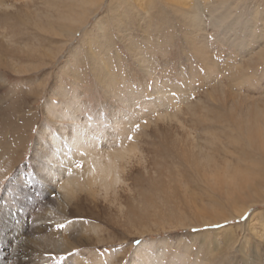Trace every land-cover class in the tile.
<instances>
[{
    "label": "rangeland",
    "instance_id": "rangeland-1",
    "mask_svg": "<svg viewBox=\"0 0 264 264\" xmlns=\"http://www.w3.org/2000/svg\"><path fill=\"white\" fill-rule=\"evenodd\" d=\"M155 1L144 25L129 19L137 49H128L110 30L102 39L91 34L85 45L95 18L109 17L99 10L81 24L89 14L81 0H0V264H264V203L238 216L243 196L235 205L226 199L232 189L264 179L263 151L236 130L254 102L264 107L259 44L240 53L222 43L207 6L204 30L193 35L165 2ZM245 1L241 9L251 16L254 0ZM163 111L177 119L159 117ZM78 128L79 147L69 137ZM41 129L51 135L43 137ZM39 141L49 158L35 152ZM131 143L135 156L114 155ZM95 144L105 162L116 160L114 190L84 174H75L73 187L65 178L81 162L82 145ZM211 167L228 169L234 182L219 189L213 176L208 183ZM64 197L78 200L86 216H72L76 208H69L61 219L54 208ZM49 200L55 204L45 205ZM226 214L232 216L221 220ZM77 219L86 223L84 236L77 228L65 231ZM62 229L82 243L42 254L27 242Z\"/></svg>",
    "mask_w": 264,
    "mask_h": 264
},
{
    "label": "bare ground",
    "instance_id": "bare-ground-1",
    "mask_svg": "<svg viewBox=\"0 0 264 264\" xmlns=\"http://www.w3.org/2000/svg\"><path fill=\"white\" fill-rule=\"evenodd\" d=\"M82 3L84 5L87 6V11H88V15L83 19L82 23H86L89 21V18L92 17L93 15L98 14L99 10H104L105 14L107 13L109 17L108 18V22L104 19L106 16H104V14L101 16V18L98 16V18H95V24H93V28L92 30H90V32L85 34V40L87 43H85L86 46H89V44H91V41L93 40V38L90 36L91 34H93L94 36L98 37L99 39H102V36H104V34L107 32L112 31V33H114L117 37H120L121 39L124 38L127 42L126 45H128V49H137V44H133L130 41L131 38V26H130V20L133 21H138L139 23L143 24L142 18L147 15V14H151L153 8L155 9L157 7V3L155 0H112L111 2H108V6L107 7H103L105 0H81ZM163 2H165L164 4L166 5V7H168V9H171L172 12H174L175 14H178V18L181 21V23L183 25L186 26V28L189 30L188 32H191L193 35L196 34L197 32H199L200 30H204L203 27V19H201L203 16L202 14L205 6L208 7H212L211 9L208 10V17L210 19H212L213 22V28H217L218 31H220V33L218 34L219 37H221V41L222 43L224 41L227 40L228 43H230L232 45V47H236L237 51H239L240 53L243 52L244 50L250 48L252 46L253 43H257L259 44V58L261 60H264V0H254L253 3V7H252V12H251V16H244L243 14V9H241L242 7H244L243 5L246 6V1L245 0H161ZM183 1V3H181ZM253 1V0H250ZM257 1V2H256ZM71 3V2H70ZM241 3V4H240ZM239 4L241 5V7L239 8ZM185 6V7H184ZM250 6V5H249ZM82 7V6H81ZM162 7V6H161ZM249 8V7H248ZM72 9V8H71ZM163 9V8H162ZM241 9V10H240ZM77 10V9H76ZM57 11V9H56ZM78 12H81V10H79ZM77 12V13H78ZM71 14V13H70ZM72 14H74L72 12ZM57 15V14H56ZM75 15V14H74ZM81 15V13H80ZM60 16V15H59ZM85 16V15H84ZM76 17V15H75ZM97 17V16H96ZM78 18V17H77ZM104 18V19H103ZM130 19V20H129ZM67 20V19H66ZM261 21V24L259 25L258 22ZM51 23V22H50ZM74 23V22H73ZM108 23L110 26H108ZM34 24V23H33ZM48 24V23H47ZM63 24V23H62ZM75 24V23H74ZM212 24V23H210ZM67 25V24H66ZM84 25V24H83ZM92 25V24H91ZM47 26V25H46ZM50 26V25H49ZM82 26V25H81ZM79 26V28L81 27ZM146 26V24H145ZM41 27V26H40ZM43 27V26H42ZM51 27V26H50ZM77 27V26H76ZM91 27V26H90ZM259 27V33L256 32V28ZM74 28V27H73ZM138 28H142L141 25L138 26ZM46 29V28H45ZM48 29V28H47ZM53 29V28H51ZM86 29V27H85ZM50 30V29H49ZM74 30L76 31L77 28ZM244 30V31H243ZM41 31H43L41 29ZM242 31V32H241ZM45 32V31H44ZM208 32V31H207ZM54 33V32H53ZM94 33H99L98 35H95ZM133 33V32H132ZM223 33V35H222ZM240 33L242 34V36H237ZM263 33V34H260ZM69 35H71L68 32ZM199 34V33H198ZM107 35V34H106ZM215 35V34H214ZM217 36V37H218ZM65 37V35H64ZM112 37V36H111ZM110 37V38H111ZM223 37V38H222ZM105 38V37H104ZM107 38V37H106ZM109 38V39H110ZM114 38V37H113ZM97 39V38H96ZM260 39L258 42L257 40ZM132 40V39H131ZM99 41V40H97ZM100 42V41H99ZM104 42V41H103ZM102 44V43H100ZM112 44V43H111ZM103 45V44H102ZM110 45V44H109ZM144 45V44H143ZM237 45V46H236ZM105 46H107L105 44ZM92 47V46H90ZM143 47V46H142ZM197 48V47H196ZM90 49V48H89ZM107 49V48H106ZM109 49V48H108ZM142 49V48H141ZM149 49V48H148ZM206 50V49H204ZM102 51V50H101ZM201 50L197 51L198 53ZM92 51H90L91 53ZM139 54L142 55V50L138 51ZM207 52V51H206ZM205 52V53H206ZM202 53V52H201ZM204 53V54H205ZM89 54V53H88ZM131 54V53H130ZM137 54V53H136ZM98 55V54H97ZM92 56V55H91ZM90 56V57H91ZM94 56V55H93ZM134 56V55H132ZM140 56V55H139ZM156 56V55H155ZM207 56V55H206ZM135 57V56H134ZM151 58V57H150ZM99 59V58H98ZM97 59V61H98ZM140 62H142L144 60V58L138 57L136 58ZM205 59V58H204ZM208 58H206L207 61ZM101 60V59H100ZM135 60V59H134ZM96 61V62H97ZM151 61V60H150ZM149 61V62H150ZM138 63V62H137ZM136 64V63H135ZM137 65V64H136ZM144 65V64H143ZM151 65V64H150ZM145 66V65H144ZM215 66V65H213ZM140 67V65H139ZM214 68V67H213ZM214 70V69H213ZM263 72V71H262ZM261 78H258V80H260ZM262 79H264V76H262ZM251 85V84H250ZM225 90V89H224ZM215 91V90H214ZM263 92V91H262ZM61 98V97H60ZM166 98V97H165ZM169 98V97H168ZM241 98V97H240ZM167 99V98H166ZM168 100V99H167ZM254 102V101H253ZM176 106V104H175ZM252 111L250 112L249 109ZM251 108L249 107V109H246V114H244V116L242 118H240V126L236 125V130H238L239 133H242L243 131V137L245 139V141L247 143H249V146L251 147V145H256L257 148L256 150H260V152L263 151L264 153V107L263 106H259L257 105V102L253 103V106H251ZM174 110H180L179 106H176L174 108ZM69 112L66 114L68 115L70 113V110H68ZM174 112V111H173ZM49 113V112H48ZM178 113V112H177ZM52 114V113H51ZM71 114V113H70ZM172 113L169 111H163V113H160L159 117L165 116V117H169ZM173 117H169V119L174 118L173 120L175 121V115L176 114H172ZM76 116V115H75ZM54 117V116H52ZM75 118V117H73ZM165 120V119H164ZM167 120V119H166ZM172 120V121H173ZM53 121V120H52ZM169 121V120H168ZM167 121V122H168ZM171 121V120H170ZM85 122V121H84ZM177 122V121H176ZM179 122V121H178ZM51 125V124H49ZM61 125V124H60ZM93 125V124H92ZM183 125V124H182ZM53 126V125H52ZM81 128H83L82 126H80ZM181 127V126H180ZM57 128V127H56ZM77 129V128H76ZM79 129V128H78ZM87 129V128H86ZM94 129V128H93ZM234 129V128H233ZM81 129H79L77 132L74 131L73 129V133H70L69 137L70 139L74 142V144L76 146L79 147V145L83 142H81L83 139V137L81 138L79 131ZM231 130V129H230ZM82 131H84L82 129ZM87 131V130H86ZM89 131V130H88ZM87 131V132H88ZM41 134H43L44 136H48V131L45 132L43 129H41V131H39ZM75 132V133H74ZM203 132V131H202ZM82 133V132H81ZM88 138L89 137L88 133H86L85 131L83 132ZM50 134V133H49ZM69 134V133H68ZM51 135V134H50ZM88 135V136H87ZM148 135V134H147ZM240 135V134H239ZM242 135V134H241ZM92 136V135H91ZM50 138V137H49ZM86 138V139H88ZM239 139V136L237 137ZM38 139V138H37ZM80 139V141H79ZM50 140V139H49ZM46 142V140H44ZM89 141V139L87 140V142ZM49 142V141H48ZM196 143V142H194ZM90 144V143H89ZM126 144V143H125ZM184 144V143H183ZM251 144V145H250ZM42 145L41 142L39 141L36 144V150L35 152L39 155L40 159L41 158H49L50 157V152L47 150H43L42 149ZM99 145V144H98ZM97 145V146H98ZM255 146V147H256ZM62 147V146H61ZM96 144L93 146L92 148L91 146H83L81 148L85 149L86 152H84V155H79L81 162L83 163V167L82 168H75L74 172L65 177V178H70V180H68V184L73 187L74 186V182H75V174H84L87 177V180L94 181L96 183H100L102 185V187L104 189H106L105 191L107 192V189H115L116 184L115 182L118 181L119 179V173L117 171V165H115V159L114 161H112V163H108L105 162L104 158H105V152H103L102 148H95ZM99 147V146H98ZM196 148V147H195ZM248 148V147H247ZM138 148L136 147L135 143H131L128 145H124L122 146V148H120V150H114V155L116 154L118 157L120 158H124L126 155L129 157H133L135 156V153L137 152ZM234 151V150H233ZM80 152V151H79ZM230 153V152H229ZM131 154V155H130ZM208 155V154H207ZM107 156V154H106ZM117 157V158H118ZM142 157V156H141ZM184 157V156H183ZM234 157V156H233ZM127 158V157H126ZM124 160H127V159ZM264 158V157H263ZM143 159V158H142ZM225 159V158H224ZM246 159V158H245ZM248 159H250L248 157ZM47 160V159H46ZM45 160V161H46ZM52 158L50 159L51 162ZM121 160V159H120ZM195 160V159H194ZM223 160V159H222ZM247 160V159H246ZM42 161V160H41ZM225 162V160H223ZM49 162V160H48ZM49 162V163H50ZM54 162V161H53ZM229 162V161H227ZM231 162V161H230ZM42 162H40L41 164ZM115 163V164H114ZM250 163V162H249ZM227 164V163H226ZM225 164V165H226ZM230 164V163H229ZM50 165V164H49ZM53 165V163H52ZM195 165V164H194ZM197 166V165H195ZM229 166V165H228ZM47 167V165H46ZM49 167V166H48ZM53 167V166H52ZM50 168V172L51 173V169ZM194 167V166H193ZM57 168V167H54ZM53 168V169H54ZM212 170H210L211 172L209 174H207V176H210L209 178L204 179L205 181H209L212 183L213 182V176L216 177L215 178V183L216 186L220 189L222 187V185L226 186L227 184H232V182H234L233 180L235 179L234 176H232L227 170L223 171V173L218 172H214L213 171V167H211ZM215 168V167H214ZM226 168V166H225ZM230 168V167H229ZM248 168V166H247ZM47 172H48V168ZM59 169V168H58ZM61 169V168H60ZM198 169V168H197ZM204 169V168H203ZM235 169V168H234ZM233 169V170H234ZM245 169V168H244ZM249 169V168H248ZM242 170V169H241ZM241 170H239L240 172H242ZM53 171V170H52ZM57 171V170H55ZM61 171V170H60ZM197 171V170H196ZM222 171V170H221ZM231 171V169H230ZM236 171V169H235ZM43 172V171H41ZM208 172V171H207ZM45 173V172H43ZM48 173V174H49ZM57 173V172H56ZM199 173V172H198ZM197 173V174H198ZM40 174V173H39ZM47 174V175H48ZM59 174V173H58ZM61 174V173H60ZM205 174V173H204ZM259 174V173H258ZM46 175V174H45ZM242 175V174H241ZM51 176V177H50ZM54 175H48V176H43V177H47L49 178L48 180H52V177ZM111 176H113V182L109 179ZM200 176V175H199ZM203 176V175H201ZM206 176V174H205ZM204 176V177H205ZM256 176V175H253ZM62 177V175H61ZM59 178V177H58ZM65 178L62 179V182H64ZM99 178V179H96ZM201 178V177H200ZM243 178V177H242ZM261 178V176H260ZM259 178V179H260ZM55 179V178H54ZM61 179V178H60ZM257 179V178H256ZM57 180V179H56ZM239 180V179H238ZM249 180V179H248ZM41 181V180H40ZM47 181V180H46ZM243 181V179H242ZM245 181V180H244ZM61 182V183H62ZM93 182V184L91 185H95V183ZM205 182V183H207ZM76 183V182H75ZM209 183V182H208ZM244 183V182H243ZM247 183V182H246ZM249 183V182H248ZM50 184V183H49ZM57 185V184H56ZM209 185V184H208ZM207 185V186H208ZM25 186V185H24ZM98 186V185H97ZM237 186V185H236ZM233 185V187H236ZM241 186V185H240ZM246 187V189H245ZM245 187H241L239 188V190H236V188L232 189L231 187V192L230 193H234V195L228 196L226 199L229 202H232L231 204H236L237 199L240 197V194L243 196L241 197L243 199V202L241 204L242 207L241 209H239L238 211V216H240L242 213H244L247 209L251 208L253 205H258V204H262L264 203V179L260 180V181H256L253 184H249L246 185ZM98 188V187H97ZM100 188V187H99ZM98 188V189H99ZM215 188V187H214ZM96 189V188H95ZM207 190V189H206ZM104 191V190H102ZM109 191V190H108ZM215 191V190H214ZM222 191V190H221ZM228 191V190H227ZM238 191V192H237ZM110 192V191H109ZM108 192V193H109ZM113 192V191H112ZM241 192V193H240ZM226 193V192H225ZM118 194V193H117ZM108 195V194H107ZM111 195V194H109ZM113 196V195H112ZM117 197V196H116ZM187 197V196H186ZM225 197V196H224ZM231 197V198H230ZM237 197V199H236ZM108 198V197H107ZM224 199V198H223ZM240 200V199H239ZM79 201H75L73 204L71 203L70 199L68 197H64V198H59V201L57 202L56 205H58V208H54V210H56L59 215L61 216V219H63V217L65 215H68L69 212V208L70 210H74L73 208H76L71 215L72 216H79V215H84L85 214H81L79 213V208H80V204H77ZM45 205H51V204H55L53 200H49L47 202L44 203ZM223 204V203H221ZM76 205V206H75ZM85 207V206H84ZM213 207V206H212ZM223 208V207H222ZM81 209V208H80ZM236 209V208H235ZM50 210V209H48ZM53 210V209H51ZM222 210V209H221ZM217 212V211H216ZM225 212V211H224ZM50 214V213H48ZM199 214V213H198ZM70 215V216H71ZM198 216V215H197ZM220 216V215H219ZM222 216V215H221ZM229 214L224 215L221 220L227 219L229 218ZM65 220V219H64ZM220 220V219H218ZM183 222V221H182ZM218 222V221H217ZM260 222V221H259ZM179 223V222H178ZM89 224V223H88ZM91 224V223H90ZM183 224V223H182ZM14 225V224H13ZM180 225V224H179ZM91 226V225H90ZM85 227H86V223L84 221H82V219H77L74 220L73 222H71V225L69 226V228H64L65 231L70 232V230L72 228H77L78 233L81 236H84L85 233ZM88 227V226H87ZM64 229L61 230H56V232H47L44 230L42 233L39 234V237L41 238L40 241H33L32 238H29L27 240V242L32 241L33 245L36 246V249L39 250L38 252L42 253V254H54L56 251H60V252H66L67 250H71L72 247H77L79 245V243H82V241L75 239L76 243L73 242V240L71 241V237H65L67 234H64ZM259 230L261 231L260 237L262 239H264V222H262V224L260 225ZM143 232V231H142ZM88 240H86V242H89L90 238H88L87 236H85ZM84 238V237H83ZM85 238V239H86ZM18 240V239H17ZM26 240V238L23 240V242ZM19 242V241H18ZM20 244V243H19ZM149 245V244H148ZM19 247V246H17ZM35 250V251H37ZM18 251V250H17ZM16 251V253H17ZM163 251V250H162ZM151 252V251H150ZM254 253V252H253ZM154 254V253H153ZM147 255V254H146ZM158 255H160V253H158ZM165 255V254H164ZM174 255V254H173ZM178 255V253H177ZM188 255V254H187ZM251 255V254H250ZM47 256V255H45ZM176 256V255H175ZM163 257V256H162ZM177 257V256H176ZM183 258V257H182ZM154 259V258H153ZM158 259V258H157ZM248 258H246L247 260ZM152 260V259H151ZM185 260V259H184ZM249 260V259H248ZM153 261V260H152ZM161 262V261H160ZM155 263V262H154Z\"/></svg>",
    "mask_w": 264,
    "mask_h": 264
},
{
    "label": "snow or ice",
    "instance_id": "snow-or-ice-1",
    "mask_svg": "<svg viewBox=\"0 0 264 264\" xmlns=\"http://www.w3.org/2000/svg\"><path fill=\"white\" fill-rule=\"evenodd\" d=\"M137 127H138V126H137ZM129 139H131V137H129ZM84 154H85V153H81V155H84ZM75 166H76L77 168H82V167H83V164H82L81 162L77 161L76 164H75ZM69 171H70V169H69ZM61 227H63V226L61 225ZM136 243L139 244L140 241H136Z\"/></svg>",
    "mask_w": 264,
    "mask_h": 264
}]
</instances>
